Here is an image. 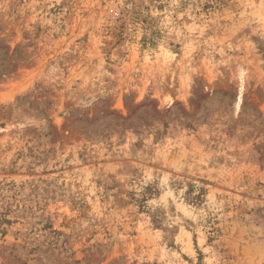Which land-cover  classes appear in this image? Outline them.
Instances as JSON below:
<instances>
[{
	"label": "rangeland",
	"instance_id": "obj_1",
	"mask_svg": "<svg viewBox=\"0 0 264 264\" xmlns=\"http://www.w3.org/2000/svg\"><path fill=\"white\" fill-rule=\"evenodd\" d=\"M0 264H264V0H0Z\"/></svg>",
	"mask_w": 264,
	"mask_h": 264
},
{
	"label": "trees",
	"instance_id": "obj_2",
	"mask_svg": "<svg viewBox=\"0 0 264 264\" xmlns=\"http://www.w3.org/2000/svg\"><path fill=\"white\" fill-rule=\"evenodd\" d=\"M3 221H4V222H10V220H8V219H4V218L0 217V225H1V223H2ZM0 228H1V227H0Z\"/></svg>",
	"mask_w": 264,
	"mask_h": 264
}]
</instances>
